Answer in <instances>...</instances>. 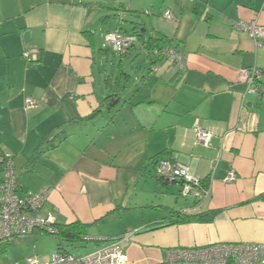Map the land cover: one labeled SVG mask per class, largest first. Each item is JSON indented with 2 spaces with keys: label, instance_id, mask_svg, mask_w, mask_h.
<instances>
[{
  "label": "crops",
  "instance_id": "0c3cea01",
  "mask_svg": "<svg viewBox=\"0 0 264 264\" xmlns=\"http://www.w3.org/2000/svg\"><path fill=\"white\" fill-rule=\"evenodd\" d=\"M116 2L128 15L113 28L99 15ZM239 21L264 26V0H0V153L13 156L20 195L48 188L42 216L85 224L89 238L128 237L129 264L141 255L163 263L174 248L264 244V39L234 33ZM116 29L142 41L115 53L105 36ZM157 33L182 64H154L146 42ZM138 49L148 67L132 75L125 62ZM111 51L122 59L119 77ZM244 69L260 71V93H248ZM28 98L36 107L26 108ZM197 123L212 134L208 146ZM162 158L187 166L201 187L184 197L179 180L160 181ZM179 216L201 220L168 225Z\"/></svg>",
  "mask_w": 264,
  "mask_h": 264
},
{
  "label": "built area",
  "instance_id": "2783aa9c",
  "mask_svg": "<svg viewBox=\"0 0 264 264\" xmlns=\"http://www.w3.org/2000/svg\"><path fill=\"white\" fill-rule=\"evenodd\" d=\"M168 21H177L172 12L165 14ZM234 33H248L256 45H261L264 39V26L257 21H239L232 25ZM138 42L134 35L126 36L119 31L105 36V43L115 53L124 54ZM39 51L26 52L23 57L27 60H37ZM156 56L171 59L176 64L183 63V56L175 50L169 49L162 53L155 51ZM157 70V68H155ZM261 73L256 69H244L240 72V80L248 83V93H260L256 86ZM26 108L36 107V102L26 99ZM199 143L208 146L212 134L207 132L199 123L194 127ZM0 166L4 173L0 185V242H7L19 237L32 236L39 232L50 235L56 234V214L51 213L44 217L41 209L49 201L50 189L43 188L38 192L26 191L20 195L22 186L17 178L13 156L0 153ZM155 175L165 182L182 181V196L187 197L201 187V182L190 174L187 166L174 163L170 160H160L155 164ZM236 178V172H230L228 181ZM207 191H205L206 193ZM187 213V212H185ZM85 242H96L99 247L85 256H76L63 250H58L48 263L42 262L38 256H31L27 264H129L124 252V244L128 237L105 240L85 238ZM164 264H264V244L215 243L207 246L192 248H174L165 253Z\"/></svg>",
  "mask_w": 264,
  "mask_h": 264
},
{
  "label": "rangeland",
  "instance_id": "374dc122",
  "mask_svg": "<svg viewBox=\"0 0 264 264\" xmlns=\"http://www.w3.org/2000/svg\"><path fill=\"white\" fill-rule=\"evenodd\" d=\"M102 0V3H112V1L115 0ZM124 1V0H123ZM125 1H129V0H125ZM137 1V0H134ZM125 3V2H124ZM116 6H111L114 7L113 11L107 12L109 14H105L106 12H104L103 14H100L99 16L101 17H106L107 15L110 18V27L113 28H118L120 21L122 20V14L123 15H128L127 13L123 12L122 14L120 13V2H116V4H114ZM125 5L129 6V3H125ZM119 12V13H118ZM120 16V17H119ZM128 20H132V17H125ZM144 19V17H143ZM133 21V20H132ZM122 22V21H121ZM126 27V25H124ZM125 30H129L131 31V27L127 25L126 28H124ZM104 41L100 43V45L103 46ZM101 46V47H102ZM140 48V47H139ZM105 49V48H104ZM108 49V48H107ZM110 58L112 59V61L114 62V72L118 74V77L120 76V73L118 72V64L119 62L122 60L120 55H117L115 53H113L111 51L110 53ZM147 56H145V54L143 53V51H141V49H138L136 52H132L129 55L128 60H126L125 62V66L126 69L129 71H127L129 74H132L135 72L136 67L138 65H148L147 64ZM131 66L132 68H127ZM148 67V66H147ZM111 105V104H110ZM30 237V236H29ZM35 238L36 241L34 243H29V244H19L15 239V243H11V244H5L2 245V243H0V261L1 264H27V259L31 256H38L39 259L44 262V263H48L51 261L53 255L58 251V239L56 238V236L50 235L48 233L45 232H39L35 234ZM20 238V237H19ZM65 249L67 252L72 253L76 256H85L91 252H93L95 249H97L99 247V244H96V242L92 241V242H81V243H77V244H64ZM6 248V249H5ZM5 249V250H4ZM146 258V257H145ZM143 257V255H141L138 259H132V261H139L140 263L136 262L134 264H143L145 261V259ZM152 259H160V255L157 254L156 256H151L150 258Z\"/></svg>",
  "mask_w": 264,
  "mask_h": 264
},
{
  "label": "trees",
  "instance_id": "16d2710c",
  "mask_svg": "<svg viewBox=\"0 0 264 264\" xmlns=\"http://www.w3.org/2000/svg\"><path fill=\"white\" fill-rule=\"evenodd\" d=\"M116 31H119L121 34L125 35L121 29H116L113 32H116ZM109 33H112V32H109ZM134 36H136L138 38L139 42L142 41V38L138 33L134 34ZM170 44H171L170 40L166 36H164L160 33L151 35L149 40L146 42L147 49L149 51H158L159 53H162L166 50H169ZM157 57H158V59L155 60V63H154L155 65H157L163 59L160 55ZM160 160H167V159H163V158L158 159L155 162V164L158 163V161H160ZM156 178H158V177H156ZM159 180L162 182H165L162 179H159ZM180 182L182 183V181H180ZM202 184L204 185L205 183H202ZM261 198L264 199V195ZM178 219H181V220L180 221L169 220L168 225H174L175 223H181V222L187 223V222H193V221H200L201 220V218H199V217H183L182 218L181 216H179ZM56 229H57V233L53 234V236H56V238L58 239V248H59L58 250L61 249L63 251H66L65 246H64V244H66V243L75 245L77 243H81V242L86 241L85 238L87 237V232H86L87 226L85 224H82L80 222H76V223L71 224V225H60L59 224V225H56ZM112 240H114V239H112ZM0 243H2V242H0ZM5 244L6 245L9 244V241L2 243V245H5ZM67 253H69V252H67ZM159 264H164V263H159Z\"/></svg>",
  "mask_w": 264,
  "mask_h": 264
},
{
  "label": "water",
  "instance_id": "95a60500",
  "mask_svg": "<svg viewBox=\"0 0 264 264\" xmlns=\"http://www.w3.org/2000/svg\"><path fill=\"white\" fill-rule=\"evenodd\" d=\"M119 103V101L117 100L116 102H114L113 104H112V106H115L116 104H118Z\"/></svg>",
  "mask_w": 264,
  "mask_h": 264
}]
</instances>
